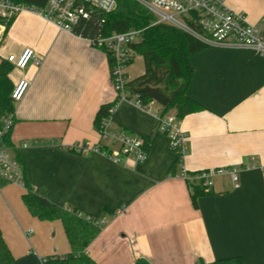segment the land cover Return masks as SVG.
<instances>
[{
  "label": "crops",
  "instance_id": "crops-1",
  "mask_svg": "<svg viewBox=\"0 0 264 264\" xmlns=\"http://www.w3.org/2000/svg\"><path fill=\"white\" fill-rule=\"evenodd\" d=\"M225 3L264 38V0ZM25 48L38 61L9 74L12 85L24 77L29 87L14 105L8 145L36 194L101 224L85 249L94 262L206 264L239 257L243 264H264L263 56L211 46L189 56L188 96L203 110L178 121L186 141L177 164L170 135L159 128L161 107L118 101L110 128L146 142L143 162L118 164L92 151L100 144L98 109L117 96L105 53L29 12L14 17L0 59L18 57ZM143 73V58L135 55L122 75L130 81ZM234 167L238 187L228 174H214L211 194L192 203L181 172L191 177ZM24 193L23 185L0 187V234L11 264H43L69 253L62 222L32 216Z\"/></svg>",
  "mask_w": 264,
  "mask_h": 264
},
{
  "label": "built area",
  "instance_id": "built-area-1",
  "mask_svg": "<svg viewBox=\"0 0 264 264\" xmlns=\"http://www.w3.org/2000/svg\"><path fill=\"white\" fill-rule=\"evenodd\" d=\"M143 6L154 18V24L163 23L176 27L206 46L251 50L264 57V38L260 37L258 30L248 24L242 13H235L229 9L225 0H134ZM116 0H48L45 8L14 3L10 0H0V18L7 21L17 14L29 12L41 16L45 20L55 24L58 28L72 32L75 24L88 16L89 11L109 13L116 8ZM4 24L0 23V39L3 35ZM141 40V30H129L126 32L112 33L107 37L95 36L88 39L92 47L102 50L106 57L112 60L110 74L112 85L119 95L120 100H129L141 108L136 96L127 97L124 85L127 82L122 72L135 57L130 45ZM5 60L18 71H23L31 62L37 63L34 51L25 48L16 57L8 55ZM29 87V81L21 77L13 85L10 100L15 105L22 100ZM114 107L108 111L100 127L97 129L100 144L93 147L94 153L103 155L114 163H122L129 160L134 163L143 162L146 158V142L139 136L115 131L111 127V117ZM159 128L170 135V149L181 158L184 152L186 134L178 127V121L174 114H156ZM13 126V113L0 117V178L9 183L23 185V166L12 149L6 143ZM22 146H26L25 143ZM76 150L79 147H75ZM238 168L217 169L200 171L191 177L184 172L181 176L188 181H202L203 186L209 189L212 186L211 178L214 174H228L238 187ZM202 264V263H199Z\"/></svg>",
  "mask_w": 264,
  "mask_h": 264
},
{
  "label": "trees",
  "instance_id": "trees-1",
  "mask_svg": "<svg viewBox=\"0 0 264 264\" xmlns=\"http://www.w3.org/2000/svg\"><path fill=\"white\" fill-rule=\"evenodd\" d=\"M37 8H45L48 0H10ZM116 8L109 13L89 11L86 18H81L73 27L77 36L92 39L95 36L107 37L112 33L141 30V40L130 47L144 61V73L124 85L128 98L136 96L142 106L151 102L161 107V115L173 110L177 120L184 116L199 112L203 107L188 96L193 70L188 64L189 56L198 53L207 46L188 33L171 25L154 24L155 18L134 0H116ZM14 17L5 21L4 38ZM111 70L112 60L107 57ZM13 67L5 59H0V117L13 113L14 105L10 100L13 85L9 74ZM112 81V76L110 74ZM119 101V95L110 102L100 106L95 117L98 129L101 121L107 117L108 111ZM9 137V135H8ZM8 137L5 138L8 143ZM17 158V157H16ZM180 157L176 164L180 162ZM23 186L25 193L22 200L29 213L40 220H60L70 246V252L62 256H51L43 260V264H97L85 252L88 244L97 236L101 224L91 217L84 218L77 209H68L56 205L36 194L25 181L23 168ZM190 198L195 205L196 200L211 194L203 186L202 181H187ZM9 182L0 178V187ZM14 261L0 234V264H11ZM134 264H150L146 260L137 259ZM206 264H243L239 257L214 260Z\"/></svg>",
  "mask_w": 264,
  "mask_h": 264
},
{
  "label": "rangeland",
  "instance_id": "rangeland-1",
  "mask_svg": "<svg viewBox=\"0 0 264 264\" xmlns=\"http://www.w3.org/2000/svg\"><path fill=\"white\" fill-rule=\"evenodd\" d=\"M174 112H173V110H171V111H169L167 114H173Z\"/></svg>",
  "mask_w": 264,
  "mask_h": 264
}]
</instances>
